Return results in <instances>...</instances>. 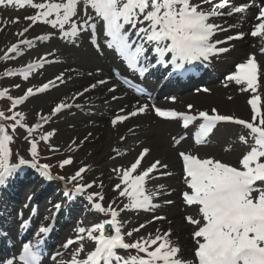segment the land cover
Listing matches in <instances>:
<instances>
[{
	"label": "snow or ice",
	"instance_id": "1",
	"mask_svg": "<svg viewBox=\"0 0 264 264\" xmlns=\"http://www.w3.org/2000/svg\"><path fill=\"white\" fill-rule=\"evenodd\" d=\"M251 2L252 0H249V3L237 6L231 4L230 0H219L217 3H213V0H199V2L194 0H58V2L44 0L40 3H35L34 0H0V5H19L20 7L30 5L37 11L34 15L26 16V20H30L33 25L39 22L58 29L60 38L67 39L71 43H75L83 32H89L95 36L97 32L95 19L99 18L104 22L103 29L106 30V35L111 38L109 46L120 52L129 68L139 71L142 75L147 68L138 67V65L142 59H146L145 44L153 47L158 57L157 63L162 65L170 63L173 70L180 73H190L195 66L206 65L211 57L229 51V48L217 47V45L242 39L245 33L239 32L234 36H227L224 40H213L217 32L228 31L234 25L225 28L211 21L219 16L243 14L250 7ZM81 4L83 9L80 8ZM205 4H210L211 8L205 10L202 7ZM225 8L229 9L227 13L220 11ZM89 10H94V15H89ZM81 11L82 16L79 15ZM255 19L259 23L254 25L250 34L253 37L264 38V7H261ZM15 22H19L18 17ZM29 27H24L19 35L23 36L29 31ZM130 30H135L134 35L138 40L132 39ZM51 35L46 34L37 39L46 41L51 38ZM92 43H96L95 39ZM19 44L32 46L33 41L21 40ZM19 44H12L8 52L0 56V60L14 58L9 57V53L20 54ZM97 47H99L98 44ZM260 51L264 53V47ZM168 54H171L170 60L165 59ZM48 62L46 58H42L40 61L28 63L22 69L8 70L3 75L19 74L26 81L33 70L43 68ZM262 75L264 71L253 54L245 62L236 65L235 72L226 77L227 81H234L236 85L244 86L242 91L252 93L248 101L253 113L251 121L219 114L216 109H212L214 113L212 115L207 111L190 115L173 109H162L156 107L154 103L151 105L158 117L182 119V126L185 128L191 122L202 118L203 123L199 126L196 143H204L205 138L218 122H233L243 126L248 130L249 138L253 141L250 150L240 159L239 167L212 158L201 159L186 152L179 153L183 161L185 182L187 188L191 190L183 192V200L188 206H198L201 217V219L185 217L188 223L198 226L192 233L196 244L193 259L182 256L179 245L170 239L171 229L163 233L160 229H156L155 234L148 233L147 236H140L132 242H128L126 237H132L133 233L140 232L146 224H140L127 232L122 231L126 222L118 219L121 212L149 211L160 207L153 203V199L161 193L146 190L145 185L151 173L158 168L166 169L168 166L156 160L139 174L133 175L140 168L141 161L149 153V149H143L130 167L113 169L120 173L121 182L124 185L120 190L121 184H116L115 189L120 190L119 196H127L129 199V203L124 204L119 210L113 207L115 200L107 207L103 205L102 192H88V189L97 182L95 180L88 183L82 182L84 180L82 174L87 171V167L82 166L75 174L65 177L54 175L52 165L39 162L38 142L32 137L43 123L48 122L49 116L40 115L39 121L29 126L24 122V114L14 110L29 97L44 93L50 87H56V81L63 83L62 73L35 90L33 87H28L24 94L17 97L10 95L7 88L0 91V98H7L11 102L9 112L12 113L6 115L4 111H0V187H6L10 180H14L26 168H31L46 181L63 182L65 197L72 199L76 196H85L92 210L104 216H110V219H103L90 227L80 226L76 229V237L68 239L63 245L64 248H69L73 244L79 245L74 249L68 264H264V186H261L264 185V109L261 107L262 97L259 94ZM107 83V80L100 79L92 84L91 88L95 89L98 85ZM125 83L128 81L125 80ZM14 87L21 86L17 84ZM88 90L84 89L85 92ZM108 91L114 92L115 87H109ZM137 91L140 95H144L141 89ZM203 91L209 90L205 88ZM77 95H83V93ZM113 99L117 97L113 96ZM148 99L151 100L152 97L149 95ZM171 99L174 101L175 97ZM71 106L62 101L52 109L50 115ZM149 107V103L140 104L137 101V106L132 111L125 112V109H121L120 111L125 114H117L111 123L115 126L130 117L144 114ZM192 107L193 105H188V109ZM6 121L14 123L8 125ZM17 127L25 131L23 139L30 144V158L26 159L17 154V160L13 161L11 145L14 143ZM54 134L55 130L49 131L42 135L40 140L47 143ZM184 138L182 136L175 142L178 144ZM239 139L244 144L248 143V138L243 135ZM50 150H52L51 146ZM72 163V157H68L60 161L58 166L63 169ZM162 175H170V173H162ZM99 187H103L102 183ZM159 187L164 189V185ZM28 199L31 201L32 197L29 196ZM166 203L171 204L172 201L169 200ZM61 206L59 203L54 205L57 210ZM154 219L162 220L165 217L158 216ZM29 224L30 220H22L21 227ZM50 231V225H42L37 229V236L42 238ZM85 240L94 242V250H85L83 243ZM40 247V239H37L36 243H24L22 254L19 256L22 264H42ZM131 250H135L136 254H131ZM121 251L129 254L121 255ZM4 264H14V259H8Z\"/></svg>",
	"mask_w": 264,
	"mask_h": 264
},
{
	"label": "rangeland",
	"instance_id": "2",
	"mask_svg": "<svg viewBox=\"0 0 264 264\" xmlns=\"http://www.w3.org/2000/svg\"><path fill=\"white\" fill-rule=\"evenodd\" d=\"M217 2L219 0H214V2ZM35 3H40V2H44V0H34ZM56 2H58V0H56ZM80 8L83 9V5H80ZM37 9H34L32 7L29 6H24V7H20L19 5H7V6H0V56H2L5 51L4 48L6 46V43L8 40H10L12 38V36L16 35L18 33V28L19 25L21 24H25V26H30L32 27L33 24L30 20H26L25 17L26 16H30V15H34L36 13ZM92 10H89V15H93V12H91ZM79 15H83V12L81 11L79 13ZM19 18V22H15L16 18ZM67 28V26H66ZM40 29H45L48 30L49 32H53L54 34L60 35L59 30L58 29H53L52 27H49L48 25H45L43 23H39L35 25V28L33 30H31L30 35L28 36V38H33L35 37V35H37V32ZM27 38V37H26ZM82 38V34H80V36L77 39H81ZM67 40V39H65ZM21 53L18 54L16 56H24L27 52H24V49H20ZM258 62L261 65L262 71H264V56H258ZM17 58H13L9 61L8 63V68L2 71L4 68L0 67V91L4 90L5 88L9 89V94L10 95H14L16 91H18L20 88H23V93L26 91V89L28 87H33L34 90L35 88H37L41 83H40V77L43 76V71H37V72H32L29 75L28 80H24L23 76H19V75H13V76H4L3 74L8 71V70H14V69H19L17 67H15V61ZM248 58H244L242 59L243 62H245ZM1 61V60H0ZM1 65V64H0ZM227 73H229V71H227ZM4 78V79H3ZM39 81V82H38ZM19 84L21 87L20 88H15L14 86ZM13 85V87H11ZM227 85V86H226ZM260 88H259V93L263 94L264 93V75L261 76L260 78ZM212 93L208 96H196L193 98L192 101H194V99L196 101L195 102V106L196 105H202L205 106V109H207L206 111L209 113H212V109H216L219 114L223 113V114H230L232 113L231 110L234 109H238L239 107L242 108L245 106H248L249 108V112L248 114H250L251 110H250V105L248 104V99L246 95L239 96L236 95V93L238 92V90L240 88H236L233 89V86L231 84H226V83H219L217 85H213L212 87ZM233 89V90H232ZM22 90V89H21ZM237 96V97H236ZM14 97V96H13ZM250 97V96H248ZM36 97L30 98L32 100H34ZM36 101L32 102L29 105L26 106H21L18 107L14 110V111H20L24 112L23 109H25L26 107L28 108L29 112L31 110V108L34 107V109H37L35 104ZM0 104H2L3 106H8L10 108L11 102L9 100H7V98H0ZM204 109V110H205ZM236 113L238 116H245V117H250L246 116L243 112L242 113H238V112H233ZM49 115L51 114V111L48 113ZM247 114V115H248ZM6 115H11L10 113H6ZM40 115H45V114H41ZM52 120L51 122L48 123H43V126L39 129H37L34 134L33 137L37 142H38V147L41 148L40 152V160L43 163H48L50 165L54 164L55 161H62L68 157H72L73 159V163L71 165H67L65 166L67 168V170H65V172H69V173H73L75 174V172L80 168L81 165H92L96 162V160H98L97 158L101 157V155L99 153L94 152V149H89L88 145H90L93 141H100L103 138L102 134H96L94 133V131H92V136H90L89 138H87V134L89 133V131H85L83 134L82 133H77L76 136H74L75 138H72L73 135V131L70 130V128H74L75 125H86V121L87 118L83 117V115L79 114L78 112H71L69 114H59L57 116L54 117V115H50ZM31 115L30 113L28 114V118L25 120L27 121L26 123L31 126L36 124L39 121V118H32V120L30 119ZM19 118V117H18ZM8 125H11L12 123H14L13 121H8L7 122ZM64 129L68 132V134L65 136L63 134H59V131H62L61 129ZM164 125L161 126H157V135H159V137L162 139H160L161 142L166 143V141L168 142V134L172 133V132H167L164 133ZM20 128V127H19ZM55 130V134L54 135H58L57 139L54 138V135L49 139V141L47 143H45L44 141L40 140V137L44 134H46L49 131ZM147 133H153V131L147 129L146 130ZM222 132H225L227 134H232L234 133L236 136H239L240 134L242 135L243 133L248 135V133L246 131H240V129H238L237 127H226L224 129H222ZM221 132V133H222ZM122 130H120V132H118V134H121ZM25 135V131L22 129L21 130V134H18V136L21 138L22 142H25L26 140L23 139V136ZM152 135V134H151ZM86 136V137H85ZM150 137V135H149ZM153 137H155L153 135ZM85 138V139H84ZM88 140H87V139ZM138 139L144 140L143 138H140V136H137ZM137 138H133V143H135V140ZM147 138V137H146ZM31 139V138H30ZM21 146V143L18 142L16 140V138L14 139V143L11 145L12 150H13V156H12V160L16 161L17 160V155H16V149H19ZM50 146L52 148V150H50ZM109 144L106 145V148L109 150ZM130 147L125 145L124 147L121 148V150H124V152H126L127 154H129V157L134 155L135 152L130 151L129 149ZM208 149V148H207ZM134 153V154H133ZM129 157L126 159L125 162H122L120 159L121 158H111L108 157L105 162L101 163L99 166H97L99 172L98 174L103 173V171H107V168L110 167H118V165L124 164V163H128L129 161ZM125 168H128V166H126ZM124 169V168H123ZM52 170L56 171L55 167L52 166ZM120 174V173H119ZM63 176V175H62ZM121 184V188L124 187V185L122 183ZM151 186H153V189L156 188L158 186V182L157 181H152L150 179V182L147 183L146 189L150 188ZM180 209L177 207V212ZM180 219L183 218V216H179L176 217L174 219Z\"/></svg>",
	"mask_w": 264,
	"mask_h": 264
},
{
	"label": "bare ground",
	"instance_id": "3",
	"mask_svg": "<svg viewBox=\"0 0 264 264\" xmlns=\"http://www.w3.org/2000/svg\"><path fill=\"white\" fill-rule=\"evenodd\" d=\"M233 1H235V0H230V2H233ZM236 1H238L237 3H240V4L249 3V0H236ZM252 1H255V0H252ZM194 2H197V1H194ZM233 5H234V3H233ZM210 6L211 5L208 4L205 7H203V6L202 7L204 9H210L211 8ZM255 8H257V4L255 2H251L250 7L243 14L237 13V14H233L232 16H227V15L219 16L222 19H225V20L227 19V21L224 24H219V25H222L223 27L227 28L229 25H232L229 20L231 18H233V20H238V22L240 21V22H244V24H247L245 27L242 28V31H240V32L246 33V31H248L250 29V27L254 26V24H255V18L253 15ZM225 10H226V8L222 9L220 11L225 12V13H227L229 11V10H227V11H225ZM217 23H220V22H217ZM232 30H239V27L234 26V27L230 28L228 31L217 32V35H215L213 37V39L221 36V35H218L220 33H224L225 34L224 36H230L232 34ZM96 34H97V32H96ZM98 40H99V48L104 49L103 47H106V46H104L106 41L104 40L103 36H100V38ZM14 42L16 43V40L13 41V43ZM101 42H103L104 44H102ZM240 42H241V44L239 45V47L237 46L234 49L229 48L230 45H233V43H234L233 41H231L230 44L222 45L223 47L229 48V51L225 52V55H221V53L218 55V60H222L220 65H219L222 70H226V68L229 67L230 60L241 59L240 58L241 56H245L246 54L250 53V51L252 52V55H253L254 51H256V48L261 45L260 37L256 38V37H252V36H247L246 38H243L242 41H240ZM83 46L86 48L87 51H83V48H81V50H75V49H73V47H60L59 48V51L62 52L63 56L66 57V62H67V64L64 65L62 68L69 70L71 72L70 76L71 75L74 76L71 79V81L70 80L68 81V83H66V84L62 83L61 85H59V88H65L66 90L70 89L71 91L79 92L82 90V87H83L81 85H84L87 83L90 84L91 82L93 83V80L89 79L86 76H84V78H82V75H84V71L85 72L96 71V68L94 70H91V68L94 66H97V68H98L97 70H100L103 73V71L104 72L107 71V69L110 67V65H111L110 62L100 58L97 54L98 51L95 47H93L91 45H84V44H83ZM56 49L58 50V48H56ZM50 50H51V48L36 51L33 54L29 55L26 61L29 63L28 60L34 59L36 56L39 57L40 55L41 56L45 55V54L49 53ZM57 55H59V52H57ZM227 58H229L228 61H227ZM46 60L49 61L48 58ZM224 60H226V61H224ZM31 62L32 61H30V63ZM111 62H112V64L115 63L114 60H112V59H111ZM46 64L47 63H45L44 65H46ZM52 65L56 66L57 68H60L56 63H52ZM59 71L60 70L49 69V70H47V72H46L47 75H45V76L47 77L48 81L53 80V79H55L56 76L60 75V73H58ZM101 77H103V75ZM79 78H82V79H79ZM54 88H56V87H54ZM68 93L71 94L68 91H63L61 94L56 92L55 94H53L54 96L51 98H49V96H48L49 93H47L45 95L46 96L45 99L43 98L44 100L42 102H38V107H39L40 111L45 112L47 109L52 108V104L49 105V103H54V101H56L58 99H60V100L63 99ZM93 95H95V92L92 89H89V91H87V97H89V100L91 102L94 101ZM41 97H44V95L40 96V98ZM262 101L264 103L263 99H262ZM48 106H49V108H48ZM197 106H199V105H197ZM231 111L232 112H238V113L243 112L244 114L247 115L249 112V108L247 106H245L242 108V110L239 107L238 109L236 108V109L231 110ZM107 114H108V116L114 115L115 111H111L110 108L105 109V107H104V109L99 108L97 113L95 115H93V118H95L98 121H104L106 119L105 116H107ZM144 118H146V117H144ZM83 128L84 127H82L81 125H78V124L75 125L74 128L73 127L70 128V130L73 131L72 132L73 133L72 138H75L74 136H76L77 133H82L85 129V128L84 129ZM61 130L62 131H59V134H63L65 136L68 134V132L64 129V126H63V129H61ZM138 134H139L140 138L144 137L143 139L145 140L143 142V140L137 138L135 140V142L137 144L139 142H142L141 146H138V147H140V148L143 147L144 149L145 148L148 149V146L153 148V149H157L160 147L161 143L158 141L157 137H149L147 139L146 134H144L142 132H139ZM116 140H117V138L115 139V141ZM233 140L236 143H234ZM216 141L217 142L214 143L213 147L210 148V150L204 151V148H200L199 153L205 154L208 157L214 156L218 159H224L225 158V159L232 161V159H236V154H242V153L246 154V152L250 150V147L253 144V141L251 138H248V143L244 144L240 141L239 137L235 138L234 135H230V134L229 135L228 134L223 135L221 137V139H218ZM137 144H135V147ZM232 145H233V148L230 149V152L226 151L225 148L226 147L230 148ZM188 147H189V153L190 154L199 156V155H197L198 152L195 151L191 146H188ZM162 152H164V153L166 152V154H165L167 157L166 158V160H167L166 164H170L169 167L171 166V168H176V176H175L177 178L176 181L173 182L171 184V186L166 187L167 188L166 190H172L171 194H175L178 190L185 187V183L183 180V178H184L183 175H185V172H183V169L181 166L182 164H181L178 156H176L177 154L175 153V149H170L169 151H162ZM155 156L156 155H152L151 157L153 159H155L156 158ZM128 157H129V155L123 156L120 160L122 162H125ZM158 159L161 160L164 158L159 157ZM240 159H239V161H240ZM166 160L164 159V162ZM96 191H98V190H96ZM104 193H105V191H104ZM108 197L111 198L112 196L108 195ZM156 198L158 199L157 203H160V205H161L160 211H162V212L167 211L166 215H168L169 220L173 221V224H169V220H167L166 226L163 227V224H162V227L167 229V231L169 229L172 230V234H173L174 239L172 238L171 240L178 245L181 244L183 247H186L185 248L186 254L190 253L192 255L188 259H193V251L191 250L192 244H193L192 239L190 238V239L184 240L180 237V235L183 232L189 233L191 227L186 225L182 219H179V218L174 219V218L182 216V215L180 212L176 211L177 209H173L174 205L172 203L171 204L164 203L163 199L165 198V196L159 195ZM147 213L150 215H154L155 211L150 210ZM182 214H183V211H182ZM74 215L75 216H82L83 213L81 210H78V211L74 212ZM140 217H141L140 215H132L130 217L131 222H134V220L136 218H140ZM145 230L146 229H144V231Z\"/></svg>",
	"mask_w": 264,
	"mask_h": 264
}]
</instances>
